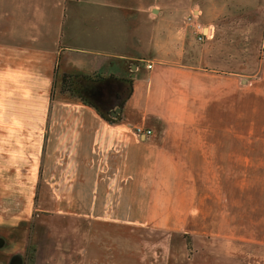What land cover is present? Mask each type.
Here are the masks:
<instances>
[{
    "label": "crops",
    "instance_id": "crops-1",
    "mask_svg": "<svg viewBox=\"0 0 264 264\" xmlns=\"http://www.w3.org/2000/svg\"><path fill=\"white\" fill-rule=\"evenodd\" d=\"M72 1L81 3L86 0H70ZM1 2L0 264H23L24 255L21 251H24L27 232L21 220L30 216L36 189L41 185L56 189L55 192L59 194L55 204L61 207L57 213L60 218L91 221L90 227H83L78 235L75 233V236L90 235L93 238L88 240L85 246H81L78 240L76 243L80 247H77L78 250H73L72 255L68 257L69 260L63 258L61 262L54 264H116L109 254V248L101 246L100 242L93 243L94 236L99 238V236L112 235L116 229H130L133 225L143 226L144 224L132 220L134 210L147 211L146 207L138 206L139 203L148 205V216L152 220L149 205L166 202L163 195L153 192L155 183L151 181L152 177H148L149 165L165 162L163 148L151 141L153 136L138 137L127 126L134 123L144 127V124L149 125L147 123L152 125L154 122L159 124L161 122L170 125L172 129L174 123L184 121L182 109L190 106L189 97L187 102H184L182 92H187L188 96L190 93L191 97L195 98L203 86V97L208 96V93H212L205 89L206 78L209 77L208 88H220V95H226L228 91V83L225 79L235 78V83L229 84L230 87H234V102L213 99L209 105L208 100H205L207 103L204 108L217 105L220 107L221 114L216 116L217 135L231 137L236 135V142L241 144L242 151L237 149L234 153L237 168L236 182L227 184L222 189L225 199L221 200V205L227 207L230 205L233 212L220 219L226 224L221 227L218 249L210 250L205 264L218 262L264 264V147L256 148L257 151L253 149L252 152H256V155L251 157L253 162L247 165V168L251 166L257 170L259 175L246 176L243 170L244 142L240 140V136L243 139V136L249 133L247 131L249 129L256 131L258 135H264V122L259 121V116L264 117V114L260 113L264 103L260 107L255 99L243 101L245 89L253 94L264 90V79L253 85L252 80L243 78V76L247 78L256 76L259 71L256 58L248 57L246 60L244 58V49L247 48L243 36L240 40H236L235 54L233 49L230 52L223 47L214 49L216 53L214 56L217 59L213 64L218 70L211 71L212 75L208 74L205 77L202 73L204 69L200 67L193 68L195 70L192 71L191 67L179 68L177 64L166 67L169 65H165V58L161 55L162 57L155 61L157 63L155 70L151 63L152 65L145 66L146 69L136 67V71L129 73L128 76L127 69L131 68L130 62L138 60L137 57L140 56L117 52L114 37L110 42L108 34L106 37H100L99 33L93 34L90 41L83 42L81 39L72 40L71 37L64 35L63 28L65 26L71 28L72 24L67 25L68 13L62 0L53 7L51 3L44 2L40 3L36 10L33 8L19 11L18 17L24 20L20 23L24 25L34 24L27 23L31 19L39 20L46 18L47 14L49 16V30L46 31L44 26L40 25L38 27L40 31L33 30L31 36L26 35V30H20L25 29L26 26H20L18 34L16 33L15 21L11 22L15 16L5 12L6 3L4 0ZM114 2L116 3L115 0ZM100 6L99 3L93 6L92 28L100 31L102 28L115 27V15L103 13L111 8L105 7L101 9L103 12H99ZM5 13L6 18L9 19L7 26L2 22ZM253 18L257 23L259 18L257 11ZM11 23L13 26L10 25ZM81 24L76 26L80 27ZM26 28L31 32L30 27ZM241 43L243 46L239 48L238 44ZM245 61L246 66L243 65ZM148 65H151V68H148ZM233 65L236 67H232ZM56 69L58 74L67 72L97 76V79H101L100 81L105 84L102 87L104 91L113 87L121 92V96L125 94L126 84L120 80L129 79L131 94L128 100L124 101L122 108H114V110L119 108L120 112L113 115L112 111L111 119L107 121L95 108L80 99L60 94L59 78L54 80ZM261 70L264 72V64ZM174 97L179 100L177 111L179 110L181 115H177L175 110L172 112V105H169L170 99L173 100ZM245 107L248 110L245 111ZM244 112L253 121V126L247 128L246 133ZM222 113H225L224 116L234 115V121L229 125H223L225 117ZM204 115L206 118L205 113ZM159 129L161 128L158 127ZM251 134L252 132L248 135ZM224 155L225 163L233 162V158H228L229 154L224 153ZM127 170L138 172L140 176V179L135 178L139 185L133 187L134 189L140 187L152 189L146 190L141 197L133 192L132 194V190L130 195L128 190L132 187L131 177L122 179L118 174ZM116 184L120 191H112ZM5 202L13 203V208L11 210L6 208ZM95 221L100 222L93 224ZM100 223L102 225L106 223L108 226H103L101 230V226L96 227ZM145 225L148 224L145 222ZM48 233L52 234L50 230ZM49 240L47 235L45 239L47 245H50ZM36 246L33 263L50 264L45 263V256H41L46 254L40 253L41 245ZM102 248L104 259L101 260L100 253L95 256L94 252L95 249L99 251ZM124 249L128 253L127 257L130 258L134 249L131 245ZM138 250L142 252L141 248ZM145 250L142 257L146 264H164L163 254L160 255L163 253L162 249L153 250L151 252L153 254L149 257L146 255L148 250ZM217 259L219 261H216Z\"/></svg>",
    "mask_w": 264,
    "mask_h": 264
},
{
    "label": "rangeland",
    "instance_id": "rangeland-1",
    "mask_svg": "<svg viewBox=\"0 0 264 264\" xmlns=\"http://www.w3.org/2000/svg\"><path fill=\"white\" fill-rule=\"evenodd\" d=\"M58 1L60 2V0H4L7 10L5 12H10L15 16L11 22L15 21L14 29H16L17 34L20 26H26L31 28V32L26 27L20 30H26V35L31 36L33 30L40 31L38 28L40 25H43L46 31L49 30V16L47 14L46 18L39 19L40 22L38 19H31L27 23L34 24L24 25L20 23L24 20L18 17L19 11L33 8L36 10L40 3L44 2H47L46 4L51 3V7H53L58 4ZM115 1L116 3L114 0H86L76 3L74 1L70 2V0H62L66 5L65 9H68V11L66 9V13H68L67 25L72 24L71 28L67 26L63 28L64 35L71 37L72 40L81 39V42L90 41L93 34L98 33L100 37H106L108 34L107 37L110 36V42L114 37L117 52L142 57H137L138 60L130 62L131 68L127 69L128 76L129 73L136 71V67L139 66L142 69L151 63L153 64V70H155L157 65L155 61L163 55L165 65H169L166 67L177 64L179 68L183 66L191 67V71L195 70L193 68L200 67V69L205 70L202 71L205 77L208 74L212 75L213 72L211 71L218 70L213 64V61L215 62L217 59L214 56L216 54L214 49L217 50L223 47L229 52L233 49L235 54L236 40H240L243 36L246 40L244 45L247 48L244 49L245 60L248 57H253L257 59V65L259 64V71L256 76L249 78L243 76V78L252 80L253 85L264 79V72L261 70L264 64V0ZM0 3H2L1 0ZM98 3L101 5L99 12H103L102 8H111L108 12L104 11L103 13L104 15L107 13L115 15V27L102 28L100 31L92 28L93 6ZM15 8L18 10H15ZM61 10L62 7L60 13ZM256 11L259 16L257 23L253 21L255 19L253 15ZM262 13L263 15H261ZM6 16L5 13L2 20L4 26H7L6 23L9 22ZM26 18L28 19L27 15ZM94 22L96 23V20ZM77 24H81L80 27L76 26ZM191 24L199 25L203 31L209 28L208 37L199 40V34L194 32ZM10 25L13 26V23ZM253 40H255L256 45ZM241 46H243V43L238 44L239 48ZM206 56L209 57L206 58ZM141 59L142 61H140ZM243 65L246 66V61L243 62ZM232 67L235 68L236 66L233 65ZM191 78H194V76H191ZM206 79L205 89L207 92H212L208 93V96L203 97V86L195 98H192L190 93L188 96L187 92H182V96L185 98L184 102H187L188 97L190 99V106L182 109L184 112L182 123H174L172 129L170 125L161 122L160 124L157 122L151 123L152 125L147 123L148 126L144 124L146 129L152 131L153 140L151 141L163 148V154L166 158V160L164 158L165 162L163 163L149 165L148 177H152L151 181L153 184L155 183L153 189L147 187L133 188L139 185V182L136 181V179H140L138 172L127 170L118 173L122 179L131 177L132 187L127 188L129 194L132 190L131 193L133 192L141 197L146 190L152 189L155 194L163 195L166 202L149 205L152 220L148 216V205L139 203L138 206L146 207L145 210L147 211L134 210L132 214L134 219L132 218V220L144 224L143 226L133 225L130 229H116V232L112 235L99 236V238L94 236L93 243L100 242L101 246L109 248V254L112 255L116 264H146L142 257L145 249L148 250H145L147 251V257L153 254L151 253L153 250L162 249L161 252L163 253H160V255L163 254L164 264H205V259L210 255V250L218 249L221 227L226 224L220 219L233 212L230 205L228 207L221 205V200L225 199L222 189L227 184L230 185L236 182L237 168L234 153L237 149H241V144H237L236 135H232V137L230 135H217L218 118L216 116H219L220 113L218 105L204 108L205 103H207L205 100H208L209 105L213 99L217 101L225 99L234 102V87H230L229 84L235 83V78L225 79L228 83L226 95H220V88H208L207 84L210 77ZM200 83L202 84V82ZM250 92L245 89V99L243 101L255 99L257 105L261 107V104L264 103V90H260L256 94ZM177 100L175 97L173 100L170 99L169 105H172V112L175 110L174 112L177 115H181L178 112L179 110L177 111L179 106V100ZM246 110L248 109L245 107ZM260 113L261 115L264 114V108ZM224 114L222 113L223 116ZM211 115L214 117H210ZM224 117L226 119L224 118L223 125H229L235 118L231 114ZM259 119V121L264 122V117L259 116ZM243 120L245 133L247 131L252 132L251 135H248L249 133L244 135L243 139L240 136V140L244 142L242 144L244 148L243 170L246 176H258L259 172L251 166L247 168V165L253 162L251 157L256 155V152H252L253 149L257 151L256 148L264 147V135H258L256 131L251 129L246 131L247 128L253 126L252 118H248L246 112H244ZM257 122L258 118L256 119ZM136 125L131 123L127 128L135 134L134 127ZM158 127L161 129L158 130ZM233 134H235V131H233ZM224 153L229 154L227 156L229 159L233 158V162L225 163ZM120 164L122 165V163ZM117 168L120 167L117 166ZM121 169H123V166ZM115 186L112 191H120L117 188L118 185ZM55 190L44 187V185L37 188L30 211L31 214L27 219L21 220V223H24L27 237L32 234V239L30 242L28 238L26 239L24 251H21L27 257L26 264H34L33 259L37 244L41 245L40 253H46L41 254L42 257L45 256V263L54 264L61 262L63 258L66 261L69 260L68 257L72 255L73 250H78L77 247H80V245L85 246L88 240L93 238L90 235L77 236L83 227H90V220L85 221L77 218L69 220L58 216L57 213L61 207L55 204L59 195ZM5 206L11 210L14 205L5 202ZM98 222L100 221H95L93 224ZM145 222L148 225H145ZM103 226H108V224L102 225L100 223L96 225L101 230ZM47 230H50L52 234L49 235ZM75 233H77L76 236ZM47 235L50 239V245L45 242ZM78 240H80V245L76 243ZM128 245H131L134 249L130 258L127 257L128 253L124 249ZM89 246L91 247V245ZM136 247L141 248L142 252ZM97 253H100L101 260L104 259L103 248L99 251L95 249V256ZM157 255H159L158 251ZM216 264L222 263L218 262Z\"/></svg>",
    "mask_w": 264,
    "mask_h": 264
},
{
    "label": "trees",
    "instance_id": "trees-1",
    "mask_svg": "<svg viewBox=\"0 0 264 264\" xmlns=\"http://www.w3.org/2000/svg\"><path fill=\"white\" fill-rule=\"evenodd\" d=\"M58 73L56 69L54 80L59 78L58 84L61 95L67 94L70 97L80 99L85 104L95 108L100 116L107 121L111 119V110L115 107L122 108L124 101L128 100L131 94V81L129 79L120 80L122 83L126 84L124 89L125 94L121 96V92L117 91V89H113V87L105 92L104 89H102L105 84L100 81L101 79L92 80L86 74L79 75L62 72L60 75Z\"/></svg>",
    "mask_w": 264,
    "mask_h": 264
},
{
    "label": "built area",
    "instance_id": "built-area-1",
    "mask_svg": "<svg viewBox=\"0 0 264 264\" xmlns=\"http://www.w3.org/2000/svg\"><path fill=\"white\" fill-rule=\"evenodd\" d=\"M191 19V18H190ZM191 27L194 28V32H198V39L199 40H202L203 38H207L208 37V34H209V31L208 33H204L203 29L201 27H199V25H195V24H191ZM199 29H201V31H199ZM198 30V31H197ZM212 37V36H211ZM148 68H151V65H148L147 66ZM134 133L136 136L140 137V136H143V137H151L152 136V131L151 129H146L145 127L141 126V125H136L134 127Z\"/></svg>",
    "mask_w": 264,
    "mask_h": 264
},
{
    "label": "flooded vegetation",
    "instance_id": "flooded-vegetation-1",
    "mask_svg": "<svg viewBox=\"0 0 264 264\" xmlns=\"http://www.w3.org/2000/svg\"><path fill=\"white\" fill-rule=\"evenodd\" d=\"M87 76L90 77L92 80H96V79L98 78L97 76H90V75H87ZM105 92H106V91H105ZM111 111H114V109L111 110ZM21 224L23 225L24 223H21ZM29 229H30V227H29ZM31 237H32V234H29V237H27L28 240H29V242H30V240L32 239ZM26 262H27V257L24 256L23 264H26Z\"/></svg>",
    "mask_w": 264,
    "mask_h": 264
},
{
    "label": "water",
    "instance_id": "water-1",
    "mask_svg": "<svg viewBox=\"0 0 264 264\" xmlns=\"http://www.w3.org/2000/svg\"><path fill=\"white\" fill-rule=\"evenodd\" d=\"M120 112V109L119 108H116L114 111H113V115H116L117 113Z\"/></svg>",
    "mask_w": 264,
    "mask_h": 264
},
{
    "label": "bare ground",
    "instance_id": "bare-ground-1",
    "mask_svg": "<svg viewBox=\"0 0 264 264\" xmlns=\"http://www.w3.org/2000/svg\"><path fill=\"white\" fill-rule=\"evenodd\" d=\"M209 31V28L204 29V32L207 34Z\"/></svg>",
    "mask_w": 264,
    "mask_h": 264
}]
</instances>
